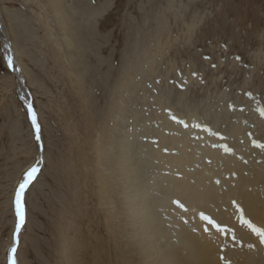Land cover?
<instances>
[{
  "label": "rangeland",
  "instance_id": "rangeland-1",
  "mask_svg": "<svg viewBox=\"0 0 264 264\" xmlns=\"http://www.w3.org/2000/svg\"><path fill=\"white\" fill-rule=\"evenodd\" d=\"M53 1L0 0L2 25L26 29L27 91L44 140L18 257L118 264L125 235L109 161L122 140L141 139L156 107L190 109L210 129L252 115L264 126V0ZM17 84L0 39V264L15 185L39 150Z\"/></svg>",
  "mask_w": 264,
  "mask_h": 264
},
{
  "label": "bare ground",
  "instance_id": "bare-ground-1",
  "mask_svg": "<svg viewBox=\"0 0 264 264\" xmlns=\"http://www.w3.org/2000/svg\"><path fill=\"white\" fill-rule=\"evenodd\" d=\"M57 6V21L67 30L65 14ZM17 20L12 29L4 18V26L0 20V39L6 57L14 58L16 70H11L26 106L31 102L27 91L31 79L24 59L32 56L26 29ZM73 44L66 39L70 51ZM183 108L184 113H178L156 107L141 139L122 140L109 161L125 235L118 264H264V149L252 144L253 139L264 143L261 119L252 115L246 121L217 124L211 129L224 137L220 139L191 127L201 124L200 116ZM169 112L189 127L177 124ZM222 144L232 152H224ZM43 156L39 148L37 161ZM14 225L13 219L11 234ZM11 245L12 239L6 246V262Z\"/></svg>",
  "mask_w": 264,
  "mask_h": 264
},
{
  "label": "snow or ice",
  "instance_id": "snow-or-ice-1",
  "mask_svg": "<svg viewBox=\"0 0 264 264\" xmlns=\"http://www.w3.org/2000/svg\"><path fill=\"white\" fill-rule=\"evenodd\" d=\"M205 59H210V57H204ZM237 60H240V57H236ZM7 67L12 70H16L14 67V58L12 55H8L6 57ZM216 65L213 64L212 67H215ZM193 76L196 75V73L192 74ZM251 97V93H247ZM27 108V115L31 123V127L34 132V139L37 142L39 148L43 150V140L41 137V125L38 121L37 113L32 105V103L29 101L26 104ZM261 117H264V107H259L257 109ZM170 118L175 121L177 124L182 125L184 128H188L189 124L188 122L179 119L175 115H172L170 112ZM191 127L195 129H200L203 132L208 133L209 135L219 136L220 139H224L223 136H221L220 133L214 132L212 129L208 128L206 125H201L200 123H193ZM252 144L254 147L264 149V143H259L256 140H252ZM213 147H216V145H213ZM221 148H223L224 152L231 153L232 149L228 147L227 144L220 145ZM43 161H37L33 163L31 166H29L22 174L20 181L17 183L15 189H14V195L12 200V205L14 207V213H15V228L14 232L12 234V245L10 247V250L7 254V264H18V247L20 242V234L22 229L25 227L27 222V206H26V195L27 192L30 190L32 186H34V182L38 180L39 175L42 172L41 164Z\"/></svg>",
  "mask_w": 264,
  "mask_h": 264
},
{
  "label": "water",
  "instance_id": "water-1",
  "mask_svg": "<svg viewBox=\"0 0 264 264\" xmlns=\"http://www.w3.org/2000/svg\"><path fill=\"white\" fill-rule=\"evenodd\" d=\"M16 75H17V74H16ZM17 79H19V78L17 77ZM28 102H29V101H27V103H28ZM27 103H26V104H27Z\"/></svg>",
  "mask_w": 264,
  "mask_h": 264
}]
</instances>
